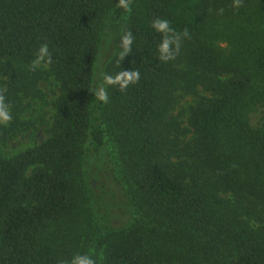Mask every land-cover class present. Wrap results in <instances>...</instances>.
<instances>
[{"label":"trees","instance_id":"16d2710c","mask_svg":"<svg viewBox=\"0 0 264 264\" xmlns=\"http://www.w3.org/2000/svg\"><path fill=\"white\" fill-rule=\"evenodd\" d=\"M125 3L0 0V105L19 108L38 90L41 45L61 88L46 141L7 158L0 136V264H71L95 242L101 264H264V117L251 124L264 102V0ZM109 15L122 33L103 99ZM199 87L211 96L184 126L171 113ZM110 142L139 215L100 234L86 167Z\"/></svg>","mask_w":264,"mask_h":264},{"label":"rangeland","instance_id":"374dc122","mask_svg":"<svg viewBox=\"0 0 264 264\" xmlns=\"http://www.w3.org/2000/svg\"><path fill=\"white\" fill-rule=\"evenodd\" d=\"M246 1V0H236ZM101 53L102 61L99 73V93L106 97L105 75L108 63L115 54L116 43L122 33V24L112 21V16L106 18L103 27ZM226 44H224L225 46ZM32 69V67H30ZM36 70L44 78L38 83L37 91L28 97H23L18 107L5 108L8 120L0 118V125L4 128L0 132L3 138L1 153L11 158L43 143L51 136V127L57 111V99L61 94L60 84L47 63H41ZM6 74H0V87H6ZM211 93L199 87L198 95H185L181 98L171 116L179 117L184 126H188L190 108L196 105L202 97H210ZM264 117V102L258 103L251 112V124L258 126ZM10 137L4 139L5 134ZM101 161H88L86 167L87 181L92 188L93 218L100 234L110 230L128 227L139 215L132 188L129 186L123 172L117 148L113 143L107 144ZM95 158V157H94ZM100 165L99 168L97 166ZM100 168H105L100 172ZM99 169V171H98ZM90 259L95 264H101L104 258V248L98 242L90 250Z\"/></svg>","mask_w":264,"mask_h":264},{"label":"clouds","instance_id":"9594fccd","mask_svg":"<svg viewBox=\"0 0 264 264\" xmlns=\"http://www.w3.org/2000/svg\"><path fill=\"white\" fill-rule=\"evenodd\" d=\"M120 5L122 7H127V4L125 3V0H120ZM157 31H170L169 25L167 21H156L153 25ZM131 42V37H127L125 38V44L127 45L128 43ZM173 40H170L168 38H165L163 40V42L160 45V51L162 53V59L164 60H168L172 58V54L170 52V45L173 43ZM176 50H179V45L177 43V48ZM51 62V55L49 53V49L47 45H41L40 48L37 50L36 52V58L33 61L32 67L35 68L38 65H40L41 63H49ZM109 82H111V78H108ZM101 98L106 99L105 96H101ZM0 118H2L3 120H8L9 117L7 115L6 110L4 109V107L2 105H0ZM71 264H93V262L91 261V259L87 258V257H83V256H75L72 261Z\"/></svg>","mask_w":264,"mask_h":264}]
</instances>
